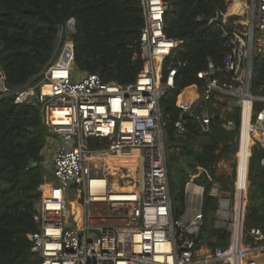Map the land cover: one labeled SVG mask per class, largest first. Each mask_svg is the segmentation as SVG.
Returning a JSON list of instances; mask_svg holds the SVG:
<instances>
[{"label": "built area", "instance_id": "obj_1", "mask_svg": "<svg viewBox=\"0 0 264 264\" xmlns=\"http://www.w3.org/2000/svg\"><path fill=\"white\" fill-rule=\"evenodd\" d=\"M138 1L142 66L130 84L105 82L75 66L74 17L57 26L50 58L27 83L11 88L0 64V99L12 95L17 104L39 107L46 129L41 155L51 157V179L44 177L38 187L37 228L27 233L31 251L40 264H264V234L258 227L246 229L243 215L238 245L231 247L235 221L227 246L207 245L204 185L196 173L183 187L181 212L173 214L160 102L174 89L175 67L167 66L164 77L162 71L181 40L164 31L172 0ZM224 1L207 24L221 29L229 49L221 66L208 61L196 73L200 87L179 93L174 127L183 135L182 115L188 114L205 130L217 116L211 105L228 106L239 112L249 158L253 141L264 148V92L252 90L254 58L264 56V0ZM227 123L235 125L231 119ZM260 163L264 166V156ZM234 185L229 196L235 213L236 180ZM215 187L211 194L221 203L224 192ZM202 250H209L207 259L196 262Z\"/></svg>", "mask_w": 264, "mask_h": 264}, {"label": "trees", "instance_id": "obj_2", "mask_svg": "<svg viewBox=\"0 0 264 264\" xmlns=\"http://www.w3.org/2000/svg\"><path fill=\"white\" fill-rule=\"evenodd\" d=\"M224 4V0H172L164 15L166 35L181 40L162 71L164 77L167 66L176 69L174 89L160 102L168 150L177 147L178 137L182 136L174 127L180 115L176 104L179 93L193 85L200 87L202 80L196 73L204 69L208 61L221 66L229 49L221 29L207 24L208 18ZM197 16L201 19L196 20ZM69 17L76 20L72 45L78 69L97 73L105 82L125 85L134 81L142 66L138 37L143 15L138 0H0V64L11 88L27 83L44 68L53 50L56 28ZM252 90L264 92V56L254 58ZM258 107L256 103L254 109ZM234 113L236 132L239 112L234 110ZM182 116L186 128L180 139L182 155L189 169L196 173V180L204 185L203 235L207 245L212 249L229 243V231L208 224L213 221L219 205L211 188L216 184L220 190L232 192L235 178L237 217L232 243L238 244L244 205L238 191L246 184L248 147L244 145L238 153L237 177L235 163L218 170L216 165L230 160L234 154L233 133L222 127L218 115L205 130L193 117ZM45 135L38 106L17 104L12 95L0 99V264H40L41 257L31 251L27 233L37 228L33 215L40 197L38 187L43 180L41 151ZM196 139L201 140L199 149L190 146ZM167 155L171 161L176 158L174 152H166V159ZM263 156L264 148L254 144L248 160L243 223L246 229L258 227L264 234V166L260 163ZM167 171L170 177L168 161ZM182 177L180 189L170 188L175 216L183 208V185L189 175L183 172Z\"/></svg>", "mask_w": 264, "mask_h": 264}, {"label": "rangeland", "instance_id": "obj_3", "mask_svg": "<svg viewBox=\"0 0 264 264\" xmlns=\"http://www.w3.org/2000/svg\"><path fill=\"white\" fill-rule=\"evenodd\" d=\"M256 108V106H255ZM234 110H230V111H226L222 114L224 115L223 117H225L226 119H224L221 122L222 127L233 133V139L235 140L236 143V148L234 151V154L232 156V158L230 160H226V161H220L217 165L216 168L218 170H224L227 169L228 167H230V163H235L236 167V177H237V167H238V153L240 154L243 149L244 145H247L248 140L247 138H245L244 136L240 137V131L237 130L236 132L234 131V127L235 125H231L227 123V119H231L234 122ZM183 136V135H182ZM179 136L178 139V144L176 143L177 147H175L174 149H167L166 148V152L170 153V152H174L175 155V159L173 161H171L167 155V161H168V166L170 167L171 173H170V188L172 189H180V181L183 180L182 177V173L186 172L188 173V175H190L191 173H195L194 171L190 170L189 167L186 165L185 163V159L184 156L182 155L183 150H182V142H181V137ZM240 139H241V146H240ZM200 139H196V140H192L190 142V146L193 149H199L200 147ZM256 144L255 141H253V143L250 145V150L252 148V146ZM250 155V152H249ZM42 160H41V167H42V173H43V178H47V179H51V173H52V166H51V157L50 154H42ZM249 160V158H248ZM131 168H134V165H131ZM125 168H123L124 170ZM247 173H248V168H247ZM236 180V178H235ZM185 185V182H184ZM183 185V187H184ZM216 185H214L215 187ZM217 187V186H216ZM235 185L233 186V190H234ZM246 189V190H245ZM224 192L221 195V200L219 203V211L214 214V219L213 221H208V224H212L213 227L218 228V229H223L226 231H229L232 234V226H233V222L234 219L237 217L236 214L232 211V203L233 201L230 199L231 196H229L230 192L229 191H223ZM247 195H248V189L246 187V184H243V187L238 191V197H240L243 201L244 198L245 200V206L247 205ZM69 199H73V196H70ZM231 236V235H230ZM208 249L207 246L204 247V249ZM203 252V253H202ZM209 252V250H206V254L204 253V250H202L199 255L196 257V262L199 261H204L207 259V253ZM202 264H211L210 262H203ZM213 264H218V263H213Z\"/></svg>", "mask_w": 264, "mask_h": 264}, {"label": "crops", "instance_id": "obj_4", "mask_svg": "<svg viewBox=\"0 0 264 264\" xmlns=\"http://www.w3.org/2000/svg\"><path fill=\"white\" fill-rule=\"evenodd\" d=\"M226 107V108H225ZM223 106V105H221V104H212L211 105V109L213 110V111H215V113L217 114V115H222L224 112H225V110L226 111H232V109H230L228 106ZM247 168H248V161H247ZM246 177H247V171H246ZM247 179V178H246ZM217 190H218V187H215ZM246 200V199H245ZM246 203V202H245ZM220 209H219V205H218V208H217V212L219 211ZM244 212H245V209H244ZM242 215H243V218H244V213H242ZM236 245H238V244H233L232 243V245H231V247L232 248H234ZM239 262H241V261H239Z\"/></svg>", "mask_w": 264, "mask_h": 264}, {"label": "bare ground", "instance_id": "obj_5", "mask_svg": "<svg viewBox=\"0 0 264 264\" xmlns=\"http://www.w3.org/2000/svg\"><path fill=\"white\" fill-rule=\"evenodd\" d=\"M236 264H241V263L239 262V260H237V261H236Z\"/></svg>", "mask_w": 264, "mask_h": 264}]
</instances>
